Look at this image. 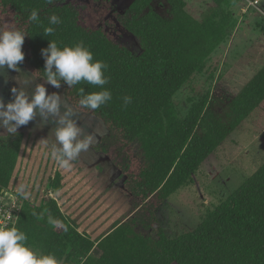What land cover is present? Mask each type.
I'll return each instance as SVG.
<instances>
[{"label": "trees", "instance_id": "trees-1", "mask_svg": "<svg viewBox=\"0 0 264 264\" xmlns=\"http://www.w3.org/2000/svg\"><path fill=\"white\" fill-rule=\"evenodd\" d=\"M212 1L216 7L201 20L188 12L185 0H168L171 17L155 10V0H134L125 11L113 9L116 20L143 46L135 54L107 30L90 2L0 0V27L29 34L19 68L44 79L41 49L49 40L61 48L83 41L94 60L107 65L109 82L103 87L112 99L96 110L80 106L79 89L87 94L102 90L99 86L81 82L69 87L61 82L60 88L68 103L107 127L94 149L120 171L123 193L129 195L134 212L130 221L96 243L79 231L55 199L40 204L22 201L10 227L26 233L33 251L53 253L63 264H264V163L210 210L194 232L171 238L157 214L176 191L193 182L202 163L264 102L263 66L224 107L221 100L204 94L192 102L187 116L177 117L174 96L238 25L229 6L240 0ZM33 9L39 13V23L28 19ZM53 14L60 24L49 25ZM48 26L55 31L45 37L43 29ZM125 96L132 98L127 106ZM17 133L0 135V197L12 179L25 139L24 132ZM139 229L155 234L149 237ZM95 246L102 251L99 257L92 254Z\"/></svg>", "mask_w": 264, "mask_h": 264}, {"label": "rangeland", "instance_id": "rangeland-1", "mask_svg": "<svg viewBox=\"0 0 264 264\" xmlns=\"http://www.w3.org/2000/svg\"><path fill=\"white\" fill-rule=\"evenodd\" d=\"M82 1L90 2L103 16L102 22L117 41L135 54L143 51L140 40L121 26L112 11H125L134 0ZM185 2L188 12L199 20L216 7L212 0ZM154 8L165 17L172 15L168 0H155ZM229 8L238 25L225 45L216 50L174 96L179 119L187 116L192 102L204 94L221 100L224 107L264 65V0H259L256 6L240 0ZM19 69L17 72L5 66V75H0V98L5 104L13 99V87L22 88L31 96L36 85L43 84L48 94L61 96V114L64 105L71 106L74 119L83 130L82 136L91 134L94 140L87 151L70 161V168H61L51 156L57 118L49 116L44 121L37 112L33 121L17 130L24 132L25 139L12 179L1 196L6 197L4 201H10L12 194L20 204L22 201L40 204L43 200L55 199L64 214L76 222L79 231L98 243L134 216L130 197L122 190L124 178L120 171L104 153L94 149L108 129L99 118L68 103L62 88H55L44 79ZM6 134L0 129V135ZM263 163L264 102L202 163L193 182L181 187L158 209L160 226L171 238L194 232L208 212L237 191ZM21 185L25 186L27 198L18 191ZM138 231L149 237L155 234L154 231ZM92 254L99 257L102 251L95 246ZM58 261L63 264L62 260Z\"/></svg>", "mask_w": 264, "mask_h": 264}, {"label": "clouds", "instance_id": "clouds-1", "mask_svg": "<svg viewBox=\"0 0 264 264\" xmlns=\"http://www.w3.org/2000/svg\"><path fill=\"white\" fill-rule=\"evenodd\" d=\"M53 2L54 0H48L49 4ZM28 19L39 23L38 11L33 9ZM60 23V18L55 14L49 17V25ZM54 31L52 26L44 27L43 35L51 36ZM26 35L29 34L21 29L0 27V75H5V66L9 70L20 71L18 65L25 58L22 46ZM41 55L44 58V80L55 88H60L61 82L69 87L86 82L102 89L85 94L81 87V107L96 110L112 99L110 90L103 87L109 82L105 76L107 65L102 60H94L92 51L83 41L61 48L57 42L49 40L48 46L41 49ZM11 92L13 99L7 104L0 98V129H4L9 136L17 135V130L33 121L39 112L44 121L49 116L57 118L51 156L61 168H70V161L76 159L82 151L88 150L94 137L91 134L82 136L83 130L74 119L75 112L71 106L64 105L65 110L61 114L59 94H48L43 84H37L31 96L22 88L13 87ZM131 99L130 96L123 97L125 106L131 103ZM24 188L21 185L18 191L27 198L28 193ZM50 222L56 221L50 218ZM27 240L26 233L18 227L0 226V264H60L53 253H35Z\"/></svg>", "mask_w": 264, "mask_h": 264}, {"label": "built area", "instance_id": "built-area-1", "mask_svg": "<svg viewBox=\"0 0 264 264\" xmlns=\"http://www.w3.org/2000/svg\"><path fill=\"white\" fill-rule=\"evenodd\" d=\"M247 1L253 6L259 3V0ZM9 198L10 201H4L6 197H0V226L10 227L22 208L20 201L14 195L11 194Z\"/></svg>", "mask_w": 264, "mask_h": 264}, {"label": "crops", "instance_id": "crops-1", "mask_svg": "<svg viewBox=\"0 0 264 264\" xmlns=\"http://www.w3.org/2000/svg\"><path fill=\"white\" fill-rule=\"evenodd\" d=\"M264 66V65H263ZM255 75V73L245 82V84ZM244 84V85H245Z\"/></svg>", "mask_w": 264, "mask_h": 264}]
</instances>
